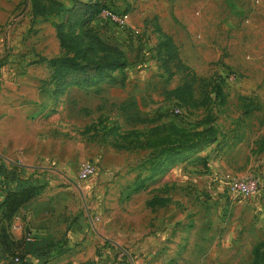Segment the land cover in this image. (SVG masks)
Returning a JSON list of instances; mask_svg holds the SVG:
<instances>
[{
	"label": "rangeland",
	"instance_id": "rangeland-1",
	"mask_svg": "<svg viewBox=\"0 0 264 264\" xmlns=\"http://www.w3.org/2000/svg\"><path fill=\"white\" fill-rule=\"evenodd\" d=\"M82 1L86 0H39L37 6V31L43 42V54H37L45 69L33 68L29 73L40 75L37 84H50L53 92L54 82L48 80L52 67L47 59L57 56V65L62 56L72 54L70 49L59 45L54 24L58 23L64 32L82 33L88 25H80L81 16L74 12L75 9L79 11ZM99 3L118 11H128V28L110 23L104 17L100 23L91 25L103 44L119 47L125 55L126 78L124 83L110 82L108 75L112 70H103L101 73L107 74L100 78L94 73L89 74L87 80L79 74L80 80L70 79L67 83L70 87L66 86V90L58 94L60 98L53 99L49 105L47 112L53 115L51 122L69 135L55 140L63 171L59 177L71 185L70 195L61 190L59 199H146L162 193L170 199L167 212H183L185 229L195 223L199 231L208 226L214 230L216 243L223 242L224 234L228 233L227 243L239 248L232 252L233 260L263 264L264 244L255 246L258 247L256 252L253 246L264 239V154L253 151L259 136L264 137V123L256 124L255 121L256 117H264V110L257 114L252 110L240 112L243 109L240 105L246 100L233 88L238 79H243L247 69L231 64L229 57L225 58L228 53L224 50L228 41L239 44L242 40L246 54L255 51L264 54V0H99ZM20 13L21 10L0 11V23L10 25ZM162 33L172 37L181 58L191 70L221 77L224 102L216 97L206 105L182 107L180 113L173 111L178 102L174 97L166 96L163 89L176 85L186 69L165 67L164 53L161 49V56L158 50ZM106 53L107 48L96 47L87 55L93 62L107 59ZM210 108L216 115L215 125L219 130L218 139L198 152L205 160L196 158L194 152L186 155L175 163L178 164L175 172L170 169L173 163H169L161 176L153 180L146 178L147 186L135 192L129 181L140 169L143 176L148 172L142 156L146 150L136 148L128 141L130 135L170 119L191 125ZM137 117L150 120L139 121ZM242 128L249 137L235 141L236 132ZM59 129L55 128L54 132ZM217 141L222 144L217 146ZM97 155H104L111 162L118 158L126 162L124 172H105L95 158ZM82 161L94 165V173L84 179L78 177ZM246 174L257 177L255 191L249 196L230 193L225 177ZM99 180L106 183L97 193L94 187ZM252 199L260 200L253 203ZM202 238L203 243L208 242V237ZM192 242L185 234L184 246Z\"/></svg>",
	"mask_w": 264,
	"mask_h": 264
},
{
	"label": "crops",
	"instance_id": "crops-1",
	"mask_svg": "<svg viewBox=\"0 0 264 264\" xmlns=\"http://www.w3.org/2000/svg\"><path fill=\"white\" fill-rule=\"evenodd\" d=\"M3 10L21 13L10 25L0 23V200L7 190L25 185H41V189L20 205L10 221L14 238L30 239L13 247L18 256L22 255L19 260L12 259L0 243V264H246L232 259V252L239 248L227 243L228 233L223 242L216 243L214 230L208 226L199 231L195 223L185 229L183 212H167L170 199L162 193L146 199H59L61 190L70 195L71 185L59 177L63 171L55 140L69 135L51 122L53 115L47 109L53 99L60 98L62 90L53 92L50 84H37L40 75L29 73L33 68L45 69L37 54H43L36 24L39 16L33 15L30 0L21 4L0 1V11ZM98 23L99 19L95 24ZM30 27L33 29L28 31ZM224 51L231 64L247 69L243 79L236 78L233 89L253 97L248 112L264 110L263 52L246 54L242 40L239 44L228 41ZM255 121L264 123V117H256ZM55 128L60 129L55 133ZM243 128L236 132L235 141L249 137ZM259 137L260 143L264 137ZM258 144L252 151L264 154V147L258 149ZM250 148L251 144L247 150ZM145 150L142 156L148 153ZM199 151L194 153L198 155ZM184 157L171 161L170 169L175 172V163ZM95 158L105 172H124L126 162L119 158L112 162L104 155ZM168 167L148 179L161 176ZM140 172L141 169L136 171L129 181L135 192L147 186L146 178L141 183L145 186L138 185L143 177ZM105 183L99 180L95 191L98 193ZM259 200L252 199L253 203ZM185 234L194 242L184 246ZM202 237H208V242L203 243Z\"/></svg>",
	"mask_w": 264,
	"mask_h": 264
},
{
	"label": "trees",
	"instance_id": "trees-1",
	"mask_svg": "<svg viewBox=\"0 0 264 264\" xmlns=\"http://www.w3.org/2000/svg\"><path fill=\"white\" fill-rule=\"evenodd\" d=\"M33 15L38 14L39 0H31ZM107 7L101 5L99 0H86L82 1L79 11L75 9L77 15L81 16L79 24L84 26L82 33L64 32L58 23L54 24L58 36V43L72 51L70 55L61 57V61L56 65L57 56L49 57L47 63L52 67L49 73V79L55 85V92L63 90L68 84L70 79L79 81V74L82 78L88 79L89 74L94 73L99 78L103 75V70H112L108 78L110 82L124 83L126 78L125 68L127 66L126 57L119 47H109L100 40L96 32L92 29L91 25L98 22L100 11ZM108 21V20H107ZM113 23L111 21H108ZM90 24V25H89ZM163 38L158 43V50L163 51V63L165 67L171 65L174 68L186 69L180 81L173 87L164 88L163 93L166 96L174 97L178 102V107L189 108L199 105H206L211 99L219 97L220 102H224L225 93L221 84V77L218 79L213 74L203 75L194 70H191L181 58L177 45L172 40V37L167 33H162ZM107 48V59H99L90 62L87 52L94 48ZM173 69L172 72H173ZM167 73L171 71L167 70ZM244 101L242 104L245 106L244 112L250 109L249 104L252 103L251 96H242ZM181 112V111H180ZM178 112V113H180ZM139 121H148L150 119L137 117ZM216 115L212 108L207 110L205 114L197 119L191 125H183L177 123L175 120L170 119L167 121H159L151 124L144 131H139L130 135L128 141L133 142L136 148L147 149L148 153L143 156L146 160V170L148 173L142 178H139L138 185L142 183L145 178H151L155 174L163 171L171 161L181 156L189 155L197 152L207 145L213 143L218 139V127L215 125ZM221 141H217L216 145L220 146ZM264 147V140L258 144V149ZM196 158L205 160L204 155H196ZM140 174V173H139ZM140 186H145L141 184ZM41 185H25L18 190H7L0 200V243L3 248L12 256L18 258V253L14 251L13 247L19 245L24 240H30L27 236L14 238L10 232V221L17 213L20 205L38 193ZM159 201L157 197H154ZM155 200V201H156ZM264 244V239L257 245L253 246V251H257L258 246ZM255 255V253H254Z\"/></svg>",
	"mask_w": 264,
	"mask_h": 264
},
{
	"label": "built area",
	"instance_id": "built-area-1",
	"mask_svg": "<svg viewBox=\"0 0 264 264\" xmlns=\"http://www.w3.org/2000/svg\"><path fill=\"white\" fill-rule=\"evenodd\" d=\"M128 11L115 10L109 7H104L100 13L99 17H104L108 21H111L117 24L119 27L128 28ZM173 111L180 112L181 108L176 106L173 108ZM94 173V165L90 161H82L78 169V177L84 179L89 175ZM227 190L232 194H238L241 196H249L252 194L258 185V179L255 175L246 174V175H237L225 177ZM27 238H29L27 236ZM14 260H18L17 257ZM116 264H130L126 262H117Z\"/></svg>",
	"mask_w": 264,
	"mask_h": 264
}]
</instances>
